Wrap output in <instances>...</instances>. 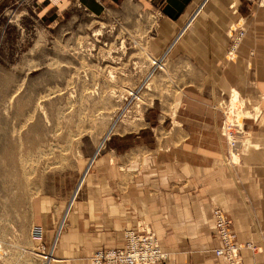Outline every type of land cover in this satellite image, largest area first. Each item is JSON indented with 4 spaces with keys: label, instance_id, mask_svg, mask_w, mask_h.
<instances>
[{
    "label": "crops",
    "instance_id": "1",
    "mask_svg": "<svg viewBox=\"0 0 264 264\" xmlns=\"http://www.w3.org/2000/svg\"><path fill=\"white\" fill-rule=\"evenodd\" d=\"M102 1L117 0H76L93 13ZM145 1L159 16L153 55L194 71L176 74L177 104L147 108L139 128L153 134L127 131L97 150L75 196L46 191L33 200L32 224L47 225L52 264H90L97 249L125 247V232L139 227L150 228L168 254L157 264H228L214 253L221 240L213 210L221 207L244 246L243 264H264V133L247 131L254 149L229 167L216 111L232 90L244 98L264 93V9L254 0ZM241 27L247 34L230 55V32Z\"/></svg>",
    "mask_w": 264,
    "mask_h": 264
},
{
    "label": "rangeland",
    "instance_id": "2",
    "mask_svg": "<svg viewBox=\"0 0 264 264\" xmlns=\"http://www.w3.org/2000/svg\"><path fill=\"white\" fill-rule=\"evenodd\" d=\"M254 2L264 9L263 0ZM102 3L98 14L76 0L0 1V264L55 262V254L48 263L36 253L41 243L32 231L47 225L32 224L33 200L46 191L74 194L94 156L121 133L153 134L140 130L147 108L158 113L168 99L177 104L176 74L194 71L153 55L159 16L148 2ZM234 96L240 107L233 110ZM244 96L232 90L216 101L219 126L225 111L226 125L244 138L230 159L225 140L229 167L254 149L247 131L264 133V93Z\"/></svg>",
    "mask_w": 264,
    "mask_h": 264
},
{
    "label": "built area",
    "instance_id": "3",
    "mask_svg": "<svg viewBox=\"0 0 264 264\" xmlns=\"http://www.w3.org/2000/svg\"><path fill=\"white\" fill-rule=\"evenodd\" d=\"M243 32L241 30V33ZM213 216L216 230L221 240V246L214 249L215 255L225 257L229 264H243L241 259L242 246L238 242V236L233 227V220L221 207L214 208ZM32 235L36 243H41V248L36 249V253L42 254L46 260L52 259L54 255L52 245L48 247L44 245V227H34ZM125 237L126 246L124 248L104 249L97 252L93 257V264H157L165 259L166 254L161 250L156 236L150 231L127 230Z\"/></svg>",
    "mask_w": 264,
    "mask_h": 264
},
{
    "label": "bare ground",
    "instance_id": "4",
    "mask_svg": "<svg viewBox=\"0 0 264 264\" xmlns=\"http://www.w3.org/2000/svg\"><path fill=\"white\" fill-rule=\"evenodd\" d=\"M263 4H264V0H263ZM191 23V22H190ZM241 30L242 31H244L243 33H241ZM246 34H247V31L245 30V29H240V30H231V32H230V37H231V39L233 40V45H232V49H231V53L233 52V50H235L238 46H239V44H240V42L242 41V39L246 36ZM231 53H230V55H231ZM157 66H160V59L158 60V64H157ZM134 95V94H133ZM236 95H237V93H236ZM235 98H234V100H233V104H230V105H232L231 106V108L233 109H236V108H239L240 107V102L237 100V97L236 96H234ZM136 99H137V97H136ZM232 103V102H231ZM225 103H223L222 105H224ZM219 106H220V108H221V105L219 104ZM231 109V110H232ZM233 109V110H234ZM246 114V113H245ZM248 114V115H247ZM246 115H247V118H249V117H251V114H249V113H247ZM223 115H224V123H223V126H222V131H221V134L225 137V140H228V149H229V159H230V152H233V153H235V152H238V150H237V144L238 143H240V144H243V140H244V138H243V134H242V130H240L239 129V127L238 126H236V127H231L230 125H226L227 124V120L228 119H226L227 117H226V115H228L229 116V114H227L225 111H223ZM245 115V116H246ZM244 116V117H245ZM243 117H241V119H242ZM233 126V125H232ZM112 132V131H111ZM111 132H109V133H111ZM109 137V136H108ZM107 139V138H106ZM103 144H104V141L100 144V147L98 148V151H100V149H101V147L103 146ZM245 147V146H244ZM234 158H235V162H239L238 161V156L237 155H235L234 154ZM79 187H80V184L78 185V187H77V190H76V193H77V191H78V189H79ZM75 193V194H76ZM233 227H234V224H233ZM137 230H142V231H150L152 234H154L155 236H156V234L150 229V228H146V227H139ZM136 230V231H137ZM235 230V229H234ZM127 232V231H126ZM126 232H125V235H126ZM236 232V231H235ZM156 238H157V236H156ZM125 239H126V237H125ZM157 240H158V238H157ZM158 243H159V240H158ZM159 245H160V243H159ZM126 246V245H125ZM242 246V248H241V253H242V250H243V248H244V246L243 245H241ZM160 247H161V245H160ZM246 247H250V245H247ZM124 248V247H123ZM0 249H1V245H0ZM49 249V248H48ZM52 249H53V251L55 250V245H54V248H53V246H52ZM115 249V248H114ZM101 250H104V249H101ZM101 250H98V251H96L90 258H89V261L91 262V264H93V257L96 255V253L97 252H99V251H101ZM107 250H113V249H107ZM161 250L163 251V249L161 248ZM52 251V252H53ZM1 252V251H0ZM163 253H165L166 254V256H165V259L168 257V254L166 253V252H164L163 251ZM38 254H40V253H38ZM42 255V254H41ZM53 257H54V255H53ZM53 257H52V259H50V260H46L44 257V260H45V262H50L51 260H53ZM218 257V256H217ZM220 257H223V256H220ZM242 259V258H241ZM227 260V259H226ZM242 261H243V259H242ZM227 263L229 264V262L227 261ZM102 264H105V263H102ZM106 264H111V263H106Z\"/></svg>",
    "mask_w": 264,
    "mask_h": 264
},
{
    "label": "trees",
    "instance_id": "5",
    "mask_svg": "<svg viewBox=\"0 0 264 264\" xmlns=\"http://www.w3.org/2000/svg\"><path fill=\"white\" fill-rule=\"evenodd\" d=\"M93 10H95V9H93ZM99 14V13H98Z\"/></svg>",
    "mask_w": 264,
    "mask_h": 264
}]
</instances>
